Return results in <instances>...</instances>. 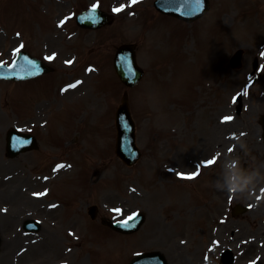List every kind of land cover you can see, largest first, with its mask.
Masks as SVG:
<instances>
[{
    "label": "rangeland",
    "instance_id": "374dc122",
    "mask_svg": "<svg viewBox=\"0 0 264 264\" xmlns=\"http://www.w3.org/2000/svg\"><path fill=\"white\" fill-rule=\"evenodd\" d=\"M37 1L40 33H31L27 42H39V53L56 49L57 75H64L66 80L72 70H80L88 60L99 61L101 74L88 76L82 90L85 93L78 96L89 115L80 137L68 125L65 133L71 142L68 147L57 146L51 142L48 130L52 115L48 121L41 117L35 120L41 150L24 154L21 162L10 159L9 164H2L9 169L4 195L16 192L8 199L4 197V212L0 211V219L5 217L2 242L6 243L0 264H127L132 256L149 249L163 252L169 264H199L205 262L206 254L210 255L209 264H215L222 245L212 251L210 246L216 244L214 241H232L235 233L238 252L245 259L257 253L263 263L264 247L260 245L264 238V148L257 118L264 112V81L257 66L264 64V0H211L209 13L196 23L158 21L159 29L169 40L157 52L152 51L155 47L149 38V23L155 11L153 0L121 4L125 5L124 10L114 15L110 26L97 33L82 31L78 37L67 35L65 25L57 27L56 15L60 18L70 10L79 11L97 1L110 11L119 2ZM23 3L24 0H0V23L4 28L18 29L22 20H33L30 8L20 12ZM71 22L67 27L77 29L73 19ZM20 41V37L1 31L0 60H12L16 55L14 46ZM123 42L137 43L139 63L146 70L144 81L129 91L138 124V144L144 151L141 161L133 167L124 164L115 152L114 114L126 88L108 57ZM239 47L246 49L244 66L234 70L229 60ZM65 60H70V68L59 66ZM97 82L98 86L93 87ZM23 86L0 81V116H5L10 125L18 122V117L27 120L33 116L32 94L49 95L46 85H33L24 96ZM107 88H112V95ZM69 98L66 99L71 102L73 96ZM77 109L66 106L54 114V129L60 135L64 136L62 122H70ZM110 109L111 117L107 116ZM223 115L231 117L227 120L231 122L227 124L226 136L216 126ZM173 122H186L189 128L177 134L171 128L168 134L163 133ZM80 132L77 129L76 133ZM219 141L222 147L218 148ZM177 151L185 155L181 169L193 170L195 163L190 160H199V179L184 183L167 172L165 164L174 161ZM206 157H215V163L204 164ZM61 161L72 167L54 174L53 165ZM246 165L247 172L237 179L236 172ZM42 176L52 182L49 194L37 189L42 182L48 187L49 182H44ZM249 178L251 182L244 192H228L233 180L243 184ZM62 182L66 192L55 189ZM237 202L249 203L251 209L247 215L231 218L230 205ZM92 204L98 205L95 222L88 214ZM8 208L10 212L16 209L26 219L39 220L40 231L18 239L15 231L20 223L7 221ZM136 210L146 211L147 223L134 233L115 232L100 221L103 216L126 219ZM246 247L250 252L243 253Z\"/></svg>",
    "mask_w": 264,
    "mask_h": 264
},
{
    "label": "snow or ice",
    "instance_id": "6c2138e0",
    "mask_svg": "<svg viewBox=\"0 0 264 264\" xmlns=\"http://www.w3.org/2000/svg\"><path fill=\"white\" fill-rule=\"evenodd\" d=\"M131 3H132V4H136V3H138V0H131ZM97 6H98V5H93V9H92L93 12H95V9H96ZM124 7H125L124 5H121V6L118 7V8H114L113 11H114V12H121V11L124 10ZM17 35H19V33H18ZM21 47H23V46L21 45ZM16 52H19V49H16ZM47 59H52V57H48ZM69 63H70V62H69ZM33 67H36V66L33 65ZM130 75H134V73H130ZM72 87H75V85H72ZM244 95H247V92H245ZM225 119H226V120H230L231 117H226ZM230 151H231V149H230ZM215 159H216V158L213 157L212 159L206 161L205 163H206L207 165H211V164L215 163ZM58 167H63V165H60V166H58ZM197 175H199V170H197L196 172H193L191 175L187 176L186 178H187V179H193V178H195V176H197ZM37 195H41V194H37ZM53 207H54V205H53ZM116 211H119V209H117ZM135 218H136V214H134L133 216L128 217V220L124 221L123 223H124L125 225H127L128 221L134 220Z\"/></svg>",
    "mask_w": 264,
    "mask_h": 264
},
{
    "label": "water",
    "instance_id": "95a60500",
    "mask_svg": "<svg viewBox=\"0 0 264 264\" xmlns=\"http://www.w3.org/2000/svg\"><path fill=\"white\" fill-rule=\"evenodd\" d=\"M125 52L128 53V50H126ZM127 58H128V60H132V61L134 60V57L130 56V55H127ZM131 69L135 72V77H137L138 74L140 73V70L138 68H136L134 66V64H133V67ZM120 70L122 71V69H120ZM123 78H125V74L124 73H123ZM128 116H129L128 115V106H127V103H125L123 108H122V110H121V117H120L122 119L123 123L125 124V128H124V131H123V140L125 138H130L131 133L133 131L132 128L128 125V123L130 124ZM133 137H134V135L132 133V137L131 138H133Z\"/></svg>",
    "mask_w": 264,
    "mask_h": 264
},
{
    "label": "clouds",
    "instance_id": "9594fccd",
    "mask_svg": "<svg viewBox=\"0 0 264 264\" xmlns=\"http://www.w3.org/2000/svg\"><path fill=\"white\" fill-rule=\"evenodd\" d=\"M234 164L237 162H233ZM251 182V179H246L244 180L243 184L237 183L235 180H233V182L230 184L229 188H228V192L230 194L235 195V193L237 192H244L247 189V185ZM251 195V192H250ZM60 264H64L63 261L60 262Z\"/></svg>",
    "mask_w": 264,
    "mask_h": 264
},
{
    "label": "bare ground",
    "instance_id": "6f19581e",
    "mask_svg": "<svg viewBox=\"0 0 264 264\" xmlns=\"http://www.w3.org/2000/svg\"><path fill=\"white\" fill-rule=\"evenodd\" d=\"M15 192H16V190H15L13 193H9V198L12 197V196H14ZM3 245H4V244H3ZM31 248H37V247H35V245H34V246L32 245Z\"/></svg>",
    "mask_w": 264,
    "mask_h": 264
}]
</instances>
